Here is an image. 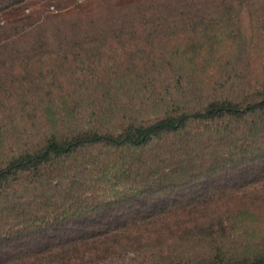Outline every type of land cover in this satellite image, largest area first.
<instances>
[{"label":"trees","instance_id":"1","mask_svg":"<svg viewBox=\"0 0 264 264\" xmlns=\"http://www.w3.org/2000/svg\"><path fill=\"white\" fill-rule=\"evenodd\" d=\"M0 264H264V0H0Z\"/></svg>","mask_w":264,"mask_h":264}]
</instances>
